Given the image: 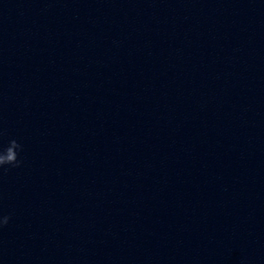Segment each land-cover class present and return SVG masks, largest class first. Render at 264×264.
<instances>
[{
    "label": "clouds",
    "instance_id": "clouds-1",
    "mask_svg": "<svg viewBox=\"0 0 264 264\" xmlns=\"http://www.w3.org/2000/svg\"><path fill=\"white\" fill-rule=\"evenodd\" d=\"M3 136V131L0 130V137ZM23 151V145L16 139H11L6 147L0 146V172H5L8 167H20L22 160L19 158L20 153ZM7 166V167H6ZM11 217L9 215H0V229L6 226Z\"/></svg>",
    "mask_w": 264,
    "mask_h": 264
}]
</instances>
